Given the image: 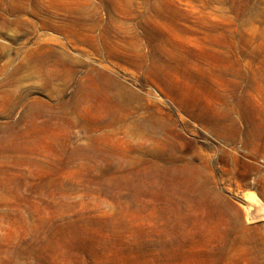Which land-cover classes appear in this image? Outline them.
Returning <instances> with one entry per match:
<instances>
[{
  "label": "rangeland",
  "instance_id": "rangeland-1",
  "mask_svg": "<svg viewBox=\"0 0 264 264\" xmlns=\"http://www.w3.org/2000/svg\"><path fill=\"white\" fill-rule=\"evenodd\" d=\"M0 264H264V0H0Z\"/></svg>",
  "mask_w": 264,
  "mask_h": 264
}]
</instances>
